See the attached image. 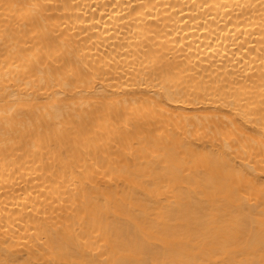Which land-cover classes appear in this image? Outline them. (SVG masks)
I'll list each match as a JSON object with an SVG mask.
<instances>
[{
    "label": "bare ground",
    "instance_id": "1",
    "mask_svg": "<svg viewBox=\"0 0 264 264\" xmlns=\"http://www.w3.org/2000/svg\"><path fill=\"white\" fill-rule=\"evenodd\" d=\"M0 264H264V0H0Z\"/></svg>",
    "mask_w": 264,
    "mask_h": 264
}]
</instances>
